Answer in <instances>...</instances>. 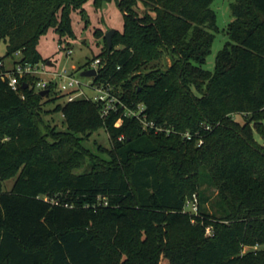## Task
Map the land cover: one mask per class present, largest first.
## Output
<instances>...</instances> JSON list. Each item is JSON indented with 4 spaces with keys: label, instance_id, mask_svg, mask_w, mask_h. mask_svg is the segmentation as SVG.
I'll return each instance as SVG.
<instances>
[{
    "label": "trees",
    "instance_id": "trees-1",
    "mask_svg": "<svg viewBox=\"0 0 264 264\" xmlns=\"http://www.w3.org/2000/svg\"><path fill=\"white\" fill-rule=\"evenodd\" d=\"M88 1L0 0V264H264V142L255 140L264 141V0L231 4L214 72L204 68L214 0H93L123 13L93 83L120 85L118 97L143 106L158 134L83 97L46 110L59 92L51 84L41 96L32 76L10 86L6 60L46 63L40 38L51 29L75 37L71 13ZM164 56L166 69L142 72ZM53 112L66 131L45 120ZM101 128L107 157L84 145Z\"/></svg>",
    "mask_w": 264,
    "mask_h": 264
},
{
    "label": "rangeland",
    "instance_id": "rangeland-1",
    "mask_svg": "<svg viewBox=\"0 0 264 264\" xmlns=\"http://www.w3.org/2000/svg\"><path fill=\"white\" fill-rule=\"evenodd\" d=\"M234 1L235 0H214L211 5V8L216 12L218 31L215 33L211 53L208 55L204 64V68L210 72L215 71L216 56L229 40L227 27L233 20L230 6ZM138 11L143 13L145 11V7L140 4ZM71 18L75 37L67 35L61 37L54 29H51L46 35L40 38L38 50L44 60L47 61V64L50 62L53 64L52 67L56 69H66L72 72L74 76L80 79L84 84L91 83L94 81V78L82 77L81 72L88 69L89 62H92L97 58L101 59L100 54L103 52L105 47L104 37L110 30L123 31V13L116 6L115 2L105 1L102 3L100 8L96 9L93 4V0H90L83 4L80 8L74 9L71 13ZM97 30H102L104 32V36H96L95 33ZM59 44H61L63 48H59ZM68 48H71L72 50L71 55L66 53ZM6 51V44L2 43L0 45V57L5 56ZM171 63V59L164 56L161 59L144 66L142 68V72H150L151 70L157 68L164 70L170 66ZM6 66L8 69L11 68L12 62L10 59L6 60ZM49 67H51V65H49ZM121 89L122 88L119 85V89L114 90L112 88L111 93L118 97ZM83 90L89 99L96 96V92L90 88L83 87ZM50 98L56 99L54 102L46 104V110H52L58 104H64L67 101L66 96L61 93H58L57 95L51 94ZM44 118L46 121H49L52 126H56L59 131H66V126L63 124V117L61 113L53 112L52 114L44 115ZM235 119L239 123L244 122L242 116L240 115L235 116ZM255 140L259 144L263 145L264 141L262 137L256 132ZM84 145L92 152L99 154L102 157H107L106 154L99 151V148H110L108 133L104 128H101L94 132L89 139L84 142ZM86 168L87 165L76 170V173H82ZM14 181L15 178H12L4 182L3 190L10 191L13 187ZM207 195L211 197V200L206 204V206L210 211H212L214 210L212 207L216 208V190L209 188V190H207ZM192 206L193 203L189 202V208L187 210L191 211ZM212 234L213 229L211 227L207 228L205 235L212 236ZM246 250L249 249L246 248Z\"/></svg>",
    "mask_w": 264,
    "mask_h": 264
},
{
    "label": "built area",
    "instance_id": "built-area-1",
    "mask_svg": "<svg viewBox=\"0 0 264 264\" xmlns=\"http://www.w3.org/2000/svg\"><path fill=\"white\" fill-rule=\"evenodd\" d=\"M59 48H63L61 44L58 45ZM66 53L68 55L72 54L71 48H68ZM16 57L20 58V52L15 54ZM101 60L99 58L95 59L89 64L88 69L97 70L100 67ZM8 69V68H7ZM7 72L6 76L9 79L10 86L13 90L17 91L20 86V79L25 76H32L38 78L36 82L31 86L37 92H41L43 90H48L51 84L56 85V90L66 96L67 101L71 102L78 98H85L88 100H93L94 102L102 103V116H107L111 112H117L119 107L125 109V115L128 117L137 118L143 125L144 131L153 130L156 134L165 131V129L161 126H158L153 121L147 120L146 116L143 114L144 107L139 105L136 109L127 108L126 105L122 102V100L113 95L111 93L112 88L108 85L98 86L93 82L84 84L80 79L76 78L74 74L66 69H56L54 67H49L47 63H40L36 65L32 64H21V63H12V66ZM27 87H30L27 85ZM83 87L90 88L94 92H96V96L89 99L87 94L84 92ZM167 132L170 130L167 129ZM190 138L189 134L185 135ZM202 144V140H200L199 145ZM48 200L47 197L44 198ZM192 210H197V199L194 198Z\"/></svg>",
    "mask_w": 264,
    "mask_h": 264
},
{
    "label": "water",
    "instance_id": "water-1",
    "mask_svg": "<svg viewBox=\"0 0 264 264\" xmlns=\"http://www.w3.org/2000/svg\"><path fill=\"white\" fill-rule=\"evenodd\" d=\"M115 33V30H110L106 35H105V38H106V41H107V44H108V47L111 48V41H112V36L114 35ZM48 65H51L53 66L52 63L48 62ZM97 70L95 69H86L84 71L81 72V76L82 77H88V78H95L97 76ZM49 93L48 90H43L40 92V95L41 96H46L47 94Z\"/></svg>",
    "mask_w": 264,
    "mask_h": 264
}]
</instances>
